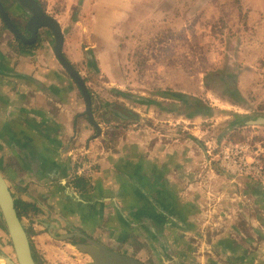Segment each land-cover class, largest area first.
<instances>
[{
    "label": "crops",
    "instance_id": "crops-1",
    "mask_svg": "<svg viewBox=\"0 0 264 264\" xmlns=\"http://www.w3.org/2000/svg\"><path fill=\"white\" fill-rule=\"evenodd\" d=\"M41 1L62 28L69 61L78 66L94 57L97 71L117 87L124 84L120 71L128 67L127 55L166 45L172 26L185 30L207 8L215 7L216 19L225 23L216 33L223 59L240 57V67L227 66L241 71L234 73L238 91L244 93L242 77L256 70L254 47L264 61V0ZM9 12L23 13L16 4ZM47 42L33 51L12 47L0 19V171L13 191L40 208L57 201L59 211L91 222L115 219L125 231L116 227L117 238L129 233L136 240L124 246L128 255L145 264H264V186L220 173L208 159L186 156L180 145L170 150L137 137L113 149L103 138L90 142L89 161L99 165L92 178L91 200L97 201L75 202L81 195L70 189L75 162L67 144L76 137L84 145L92 131L77 117L83 112L77 107L79 90ZM249 81L244 86H259ZM162 96L150 101L161 104ZM114 197L120 203L103 200ZM6 238L0 230L1 246Z\"/></svg>",
    "mask_w": 264,
    "mask_h": 264
},
{
    "label": "rangeland",
    "instance_id": "rangeland-1",
    "mask_svg": "<svg viewBox=\"0 0 264 264\" xmlns=\"http://www.w3.org/2000/svg\"><path fill=\"white\" fill-rule=\"evenodd\" d=\"M55 10L57 11L59 8H55ZM214 10L215 7L207 8L204 16L199 17V20L194 23L185 24L183 31L177 26H172L173 32H169L170 37L166 39L167 44L157 49V45L154 44V52L127 55L125 60L128 67L124 71H120L124 78L123 85L117 87L103 74L88 71L81 64L77 66L85 78L90 77L87 78L88 83L96 80V83L93 82L96 85H91L90 90L96 98L93 111L96 121L102 128V135H95V129L91 128V136H94L91 141H94L96 137L97 139L103 138L105 145L111 149L118 148L124 143L127 144L132 137H137L142 142L147 141L150 145H168L170 150H174L177 145H180L182 149H185L186 156L201 160L208 159L220 173L222 172L218 169L215 159L223 143L250 140L253 144L262 145L264 149V127L238 129L223 138L224 128L227 126L228 120L232 119L231 116L226 118H195L193 116L194 110L203 107L233 114H248V110L254 113H264V61L260 60L261 49L254 47L256 52H253L251 58L254 60L253 64L256 65V70L250 71L252 75L242 77L243 85L242 87L238 86L239 90H244L242 93L234 85L236 75L241 71L237 69L236 74L235 71L227 70L229 63L231 66L240 67V57L236 54H223L225 55L223 59L219 53L220 46L217 42L220 43L221 37H218L216 33L224 29L225 23L223 19H216L218 17ZM76 30L79 31V29ZM50 38V34L49 38H43L42 47H47V41ZM10 41L11 39H9V44ZM164 41L162 40L163 43ZM250 41L254 40L250 39ZM105 53H107V49H105ZM257 60H260L258 64ZM247 81H249L248 83L254 81L259 86L253 84L254 87L250 85L246 87L244 85ZM119 90L125 96H118L114 93ZM77 92V107H80V110L84 112L85 101L81 93ZM163 93H165V96H162L165 101L157 106L154 104L144 105L142 100L136 104L128 97L140 98L139 96L142 95L143 98L146 95H151L154 98L160 97ZM169 93L183 94L188 100L186 102L174 100ZM240 94L247 102L241 100ZM178 105L181 106L179 113L177 112ZM248 106L250 108H247ZM126 109L136 112L139 118H133L126 113L121 114ZM119 111L120 113H118ZM77 147L83 149L84 145H77L72 153H68L73 158V162H76L78 157L80 158V155L75 151ZM87 159L86 162L85 160L81 162L84 163L83 170L90 172L91 161L89 158ZM14 193L15 197L19 198L15 189ZM89 202L93 203L94 200ZM45 204L49 203L45 202ZM58 208L57 201L52 202L47 208L42 206L39 215L33 216L34 222L30 223L27 219L24 220V225L29 229L28 233L37 264H90L92 262L89 256L80 253L74 247L79 243V240L63 241L57 240L54 238L55 236L59 237L76 231L81 232L83 229L98 241L112 242L120 237L116 227L122 231V234L125 232L122 226H116L115 219L110 222H91L90 219L86 220L76 214H67L59 211ZM109 223L114 227L110 229ZM32 228H36V230ZM122 241L129 243L136 240L127 233ZM4 251L16 259L9 236L6 238Z\"/></svg>",
    "mask_w": 264,
    "mask_h": 264
},
{
    "label": "water",
    "instance_id": "water-1",
    "mask_svg": "<svg viewBox=\"0 0 264 264\" xmlns=\"http://www.w3.org/2000/svg\"><path fill=\"white\" fill-rule=\"evenodd\" d=\"M18 6L29 16L27 30L32 34V40L26 39L18 29L10 22V19L5 11L4 7L0 3V16H2L5 23L9 26L13 34L20 38L24 43H31L37 37V33L41 29H47L51 32L50 42L53 43L52 52L56 60L61 64L62 68L71 76L73 82L78 86L79 90L85 101L86 114L88 115L91 123L99 130L100 127L96 123L92 114V103L87 87L79 73L68 62L63 53L64 34L60 24L51 16L47 15L37 0H15ZM174 100L184 101L188 100L183 94L169 93ZM150 104L158 105L157 102L150 101ZM120 113V111L118 112ZM130 114L123 110L121 114ZM195 118H226L231 116L232 119L228 120L227 126L224 128L222 137L225 138L228 134L243 128L248 127H264V113H248V114H233L227 111L214 110L213 108H197L194 110ZM192 116V115H191ZM192 116V117H193ZM222 139V138H221ZM219 169V168H218ZM220 170V169H219ZM221 171V170H220ZM223 174L233 178H244L231 176L223 171ZM249 179V178H247ZM251 180V179H250ZM254 181V180H253ZM256 182V181H254ZM258 183V182H256ZM260 184V183H258ZM261 185V184H260ZM262 186V185H261ZM0 217L3 219L7 232L11 238V242L16 254V262L12 258L0 254V260H4L6 264H37L32 253V248L24 229L23 224L20 221L16 210V204L14 197L11 193L9 185L4 176L0 172ZM77 236L86 239L89 244L76 245L75 248L82 254L91 258L90 264H145L144 262L124 255L113 252L103 245L98 244L94 240L88 238L82 234H76ZM62 240V239H58Z\"/></svg>",
    "mask_w": 264,
    "mask_h": 264
},
{
    "label": "flooded vegetation",
    "instance_id": "flooded-vegetation-1",
    "mask_svg": "<svg viewBox=\"0 0 264 264\" xmlns=\"http://www.w3.org/2000/svg\"><path fill=\"white\" fill-rule=\"evenodd\" d=\"M39 5L42 7V9L44 10V12L51 16L52 18H54L50 13H48L47 9L45 8L44 4L42 3L41 0H37ZM0 3L2 4V6L4 7L5 11L7 12V15L10 19V22L18 29V31L20 32V34H22V36H24L26 39L28 40H32V34L27 30V24H28V20H29V16L28 14H26L19 6L18 4L16 3L15 0H0ZM13 4H16L21 10H22V15H13L9 12V7L12 6ZM0 19L2 21V24H3V29L7 32L8 36H9V39H11L10 41V46L12 47H19L21 50H25V51H33V50H36V49H39L42 45V42H43V38H48L49 37V34L51 36V32L47 29H41L38 31L37 33V37L36 39H34L31 43H24L20 38H17L13 32L10 30L9 26L5 23V21L3 20L2 16H0ZM49 40V39H48ZM51 43V48L53 47V43ZM65 56V55H64ZM65 58L68 60V62L74 67V69L79 73V75L81 76V78L83 79V81L85 82L86 84V87H87V90H88V93L90 95V99H91V103H92V114H93V117H94V111H93V106H94V100L96 99L95 98V95L93 94V92H91L90 90V87H92L91 85L95 86L96 84V80L92 81L91 83H88V79L87 78H90V77H87L85 78V76L79 72V69L77 68L76 65L72 64L69 59L65 56ZM61 65V64H60ZM83 66L86 67V69L88 71H95V72H98L97 71V65H96V62L94 61V57L91 56V59H86L83 61ZM64 69V68H63ZM65 74L68 76V78L73 81V79L71 78V76L66 72V70H64ZM95 82V83H93ZM76 85V84H75ZM76 87H78L76 85ZM79 90V88H78ZM79 92L81 93V91L79 90ZM115 94H118V96H125L123 95V92L121 90L119 91H114ZM135 94V93H134ZM82 95V94H81ZM83 97V96H82ZM131 100L134 101V103L138 102V101H143L144 102V105H147V104H150V99L148 98H153L151 95H146L144 97H148V98H142V95L139 96L140 98L136 97V96H128ZM121 98V97H120ZM84 99V98H83ZM137 104V103H136ZM173 105V104H172ZM180 107L181 106H177V112L179 113V110H180ZM126 112H129L130 116H132L133 118H139L138 114H136V112H134L133 110H129V109H126L125 110ZM79 118H84L87 122V124L92 128V129H95L96 133L95 135H99L101 136L102 135V128L100 126V124L96 121L95 117V121L96 123L99 125L100 127V132L99 130L91 123L88 115L86 114V109L84 110V112H82L81 116H77ZM77 122V120H76ZM75 122V123H76ZM96 137V136H95ZM94 138V136H91L89 139H87L86 141H84V148L82 149L81 147H77V149L75 148V151H76V154H79L80 155V158L78 157L74 164V175L71 177V184H70V189L74 190L78 195H81V198H78V199H74L76 203H78L79 201L80 202H85V201H91V198L93 197L92 195L94 194L95 192V188L94 185H93V181H92V178H93V172L95 170H97L98 166L97 164H93L91 163V166H92V169L90 170V172H85V170H83V166H84V163L81 162V161H84L85 162L88 160L87 158L88 157V153H86V147H87V144H89L90 142H92L91 140ZM97 137L94 139L96 140ZM80 143V144H79ZM81 145L83 143L79 142V140L76 138V137H73L71 139V142L68 145V149L67 152L68 153H72L73 150H74V147H76L77 145ZM66 152V153H67ZM70 155V154H69ZM87 157V158H86ZM84 158V159H83ZM69 159L70 160H73V158L71 156H69ZM82 171H81V170ZM1 172V171H0ZM2 173V172H1ZM2 175L4 176V174L2 173ZM5 180L7 181L8 185H9V188L11 190V193L14 197V200H15V204H16V210H17V213L19 212L18 211V203L19 202H22V203H26V204H29L31 205V208H27V212L25 215H23V217H20L19 216V213H18V216L20 218V221L21 223L23 224L24 226V229L26 230L27 232V235H28V238H29V241H30V245H31V248H32V241H31V238L29 236V229H27V227L24 225V220L27 219L30 223L31 222H34V219H33V216L36 217L37 215H39V213L41 212V208L39 206H37V204H33L32 202H28V201H25L23 199H21L20 197L17 198L15 197V193L13 191V188H11L6 176H4ZM78 179H84L87 181L88 183V186L87 188H76V181L78 182ZM73 187V188H72ZM84 195V196H83ZM86 195H89L87 197H85ZM85 197V198H83ZM100 199V198H99ZM85 200V201H84ZM104 202L105 201H110V202H116L117 204L120 203L119 201L117 202L116 198H108L107 200L103 199ZM97 200L94 199V202H96ZM113 202V204H114ZM81 204V203H80ZM48 207V205L46 206V208ZM81 207V206H80ZM132 210V209H131ZM112 213L113 215H116L115 211H114V208L112 209ZM67 214L69 213L70 215H79L81 218H85V215H81L80 213H72L71 211H66ZM96 212L98 213V217L103 219L102 216L100 215V211L99 209L96 210ZM134 216V215H133ZM34 230H36V228H32ZM0 230L3 231L4 234L7 235V237L9 236L8 232H7V228H6V225L3 221V219L0 217ZM76 234H82V235H85L87 236L88 238L94 240L95 242H97L98 244L100 245H103L104 247L108 248L109 250L113 251V252H116V253H120V254H124V255H127V256H130L128 255V249L126 250L124 248V246L126 245V242H123V241H120L118 238L114 239L112 242H106L104 240H96L95 238L91 237L89 234H87L85 231H83V229L81 230V232H72V233H69V234H66V235H61L59 237H54V238H58L59 239H62L63 241H66V240H79V243L78 244H75L74 247L76 245H81V244H89V242L86 240V239H83L82 237L80 236H77ZM10 237V236H9ZM11 239V238H10ZM12 243V242H11ZM2 245V244H1ZM0 245V246H1ZM13 246V245H12ZM5 245L3 244V246L0 247V254L2 255H5V256H8L10 258H12L11 256H9L5 251H4V248ZM3 250H2V249ZM124 248V249H123ZM14 249V248H13ZM77 250V249H76ZM15 252V251H14ZM32 253H33V257L36 261V257L34 255V251H33V248H32ZM16 256V254H15ZM132 257V256H130ZM135 258V257H133ZM137 259V258H136ZM12 260H14L16 262V259L12 258ZM139 260V259H138ZM37 263V262H36Z\"/></svg>",
    "mask_w": 264,
    "mask_h": 264
},
{
    "label": "built area",
    "instance_id": "built-area-1",
    "mask_svg": "<svg viewBox=\"0 0 264 264\" xmlns=\"http://www.w3.org/2000/svg\"><path fill=\"white\" fill-rule=\"evenodd\" d=\"M215 161L219 169L231 176L254 180L264 186V149L252 141L223 143Z\"/></svg>",
    "mask_w": 264,
    "mask_h": 264
},
{
    "label": "trees",
    "instance_id": "trees-1",
    "mask_svg": "<svg viewBox=\"0 0 264 264\" xmlns=\"http://www.w3.org/2000/svg\"><path fill=\"white\" fill-rule=\"evenodd\" d=\"M75 184H76V188H78V189L87 188V186H88L87 181L84 179H78V182L76 181ZM27 208H31V205L26 204V203H22V202L18 203V211H19L18 213H19L20 217H23V215L26 214Z\"/></svg>",
    "mask_w": 264,
    "mask_h": 264
},
{
    "label": "bare ground",
    "instance_id": "bare-ground-1",
    "mask_svg": "<svg viewBox=\"0 0 264 264\" xmlns=\"http://www.w3.org/2000/svg\"><path fill=\"white\" fill-rule=\"evenodd\" d=\"M0 264H6L4 260H0Z\"/></svg>",
    "mask_w": 264,
    "mask_h": 264
}]
</instances>
